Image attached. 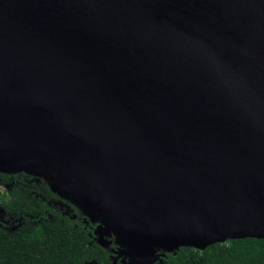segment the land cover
Segmentation results:
<instances>
[{
    "label": "water",
    "instance_id": "water-1",
    "mask_svg": "<svg viewBox=\"0 0 264 264\" xmlns=\"http://www.w3.org/2000/svg\"><path fill=\"white\" fill-rule=\"evenodd\" d=\"M0 172L116 264L264 238V0H0Z\"/></svg>",
    "mask_w": 264,
    "mask_h": 264
},
{
    "label": "trees",
    "instance_id": "trees-1",
    "mask_svg": "<svg viewBox=\"0 0 264 264\" xmlns=\"http://www.w3.org/2000/svg\"><path fill=\"white\" fill-rule=\"evenodd\" d=\"M0 264H115L96 240L99 223L25 172H0ZM115 247V245L113 246ZM154 264H264V238L181 246Z\"/></svg>",
    "mask_w": 264,
    "mask_h": 264
},
{
    "label": "rangeland",
    "instance_id": "rangeland-1",
    "mask_svg": "<svg viewBox=\"0 0 264 264\" xmlns=\"http://www.w3.org/2000/svg\"><path fill=\"white\" fill-rule=\"evenodd\" d=\"M71 202V201H70ZM83 214L84 215H86L87 214V212H86V214L83 212ZM3 215H5V212L3 211V210H0V217H2ZM90 216H91V218H93V219H96L97 218V216L95 215V214H89ZM88 215V216H89ZM94 216V217H93ZM89 218V220H90V217H88ZM109 239L110 240H112V243H110L109 244ZM99 240H100V242L104 245V246H106V247H108V248H111L112 249V251H113V253H119V251L117 250L118 249V247L116 248V247H113L114 245H117L116 243H115V236H112V237H106V236H104V238L103 237H101V238H99ZM174 250H176V248L174 249ZM163 251V250H162ZM160 251L161 252V254H164L165 252L163 251ZM166 254V253H165ZM161 258V257H160ZM121 260H122V262L124 263L125 262V257H122L121 258Z\"/></svg>",
    "mask_w": 264,
    "mask_h": 264
},
{
    "label": "flooded vegetation",
    "instance_id": "flooded-vegetation-1",
    "mask_svg": "<svg viewBox=\"0 0 264 264\" xmlns=\"http://www.w3.org/2000/svg\"><path fill=\"white\" fill-rule=\"evenodd\" d=\"M115 247L117 248V245H115ZM111 251H112V249H111ZM112 253H113V251H112ZM115 253H113V255H114ZM113 260H114V258H113ZM114 263L116 264V261L114 260ZM117 264H128V258H126V260H125V262L123 263L122 262V260H121V258H119L118 260H117Z\"/></svg>",
    "mask_w": 264,
    "mask_h": 264
},
{
    "label": "built area",
    "instance_id": "built-area-1",
    "mask_svg": "<svg viewBox=\"0 0 264 264\" xmlns=\"http://www.w3.org/2000/svg\"><path fill=\"white\" fill-rule=\"evenodd\" d=\"M1 188L3 189V188H6V187H3V186L0 185V189H1ZM6 189H7V188H6Z\"/></svg>",
    "mask_w": 264,
    "mask_h": 264
}]
</instances>
